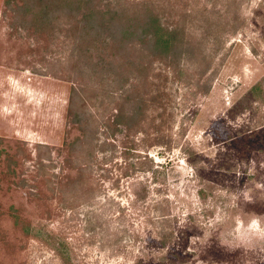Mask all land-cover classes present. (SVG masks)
<instances>
[{
  "label": "rangeland",
  "instance_id": "obj_1",
  "mask_svg": "<svg viewBox=\"0 0 264 264\" xmlns=\"http://www.w3.org/2000/svg\"><path fill=\"white\" fill-rule=\"evenodd\" d=\"M0 264H264V0H0Z\"/></svg>",
  "mask_w": 264,
  "mask_h": 264
},
{
  "label": "trees",
  "instance_id": "obj_2",
  "mask_svg": "<svg viewBox=\"0 0 264 264\" xmlns=\"http://www.w3.org/2000/svg\"><path fill=\"white\" fill-rule=\"evenodd\" d=\"M96 23V21L92 24V27H94V24ZM120 23V22H119ZM122 26H124V28L122 27L120 29V32L125 34L124 38H129L130 36H132L131 34H129L128 32H131L130 30L132 28H130L131 25L128 24H123ZM130 28V30L128 29ZM153 28V27H152ZM153 38L149 39V44H148V49H149V53H151V55H153L155 52H157L159 50V48L163 47L165 48L166 51H171L173 54H177V52H179V48L177 46H175V42H176V36L175 33L173 31L168 32L167 36H163V35H159L157 32H155V34H153ZM184 43H181L179 46H183ZM141 52L143 53H147V55H149V53L145 50H142ZM137 62V61H136ZM140 66V70L141 71H145L148 69V62L147 61H143L141 60L140 63H137ZM257 86H253V89H256ZM145 103L146 101L141 97H138L136 100L133 101V105L134 108L131 110V112L128 115L129 119H140V117L142 118L143 112L145 113ZM141 135H144V132L141 130ZM139 141H143V139H138ZM130 152H134V153H138L139 155L137 156V160H139L140 162L142 160H145L147 158L151 159V154L150 152H146L145 150H141L132 146H126L124 148L123 153H125V155L127 157H129L130 155H128ZM150 156V157H149ZM124 157L125 159V164L130 165V158ZM153 160V159H152ZM159 164V162H157ZM161 165V164H160ZM102 166L104 167H108L107 166V162H104V164H102ZM100 169V168H99ZM85 186L84 182H80L77 185V188H79L80 190H82Z\"/></svg>",
  "mask_w": 264,
  "mask_h": 264
}]
</instances>
